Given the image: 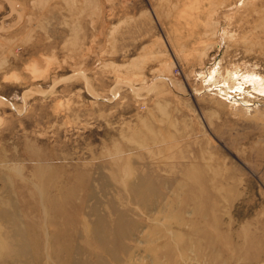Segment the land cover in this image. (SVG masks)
I'll list each match as a JSON object with an SVG mask.
<instances>
[{
    "label": "rangeland",
    "instance_id": "obj_1",
    "mask_svg": "<svg viewBox=\"0 0 264 264\" xmlns=\"http://www.w3.org/2000/svg\"><path fill=\"white\" fill-rule=\"evenodd\" d=\"M0 264H264V0H0Z\"/></svg>",
    "mask_w": 264,
    "mask_h": 264
}]
</instances>
